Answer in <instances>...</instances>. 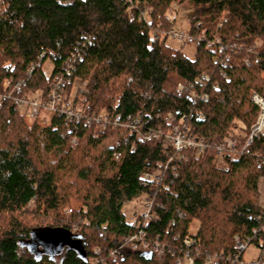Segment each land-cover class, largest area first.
<instances>
[{
    "label": "trees",
    "instance_id": "1",
    "mask_svg": "<svg viewBox=\"0 0 264 264\" xmlns=\"http://www.w3.org/2000/svg\"><path fill=\"white\" fill-rule=\"evenodd\" d=\"M183 3L193 11L181 46L194 43V57L161 33ZM77 49L72 85H86L74 101L87 112L120 113L122 123L100 130L59 115L31 123L12 98L1 100L0 264H176L189 234L198 239L194 264H232L235 237L254 236L264 214V133L239 155L259 112L251 96L264 97V0H0V92L22 80L27 92L47 95ZM192 91L208 98L192 101ZM179 122L212 144L238 145L179 153L164 135L141 138ZM151 170L162 180L144 184ZM142 199L153 200L155 217L128 222L124 204ZM139 230L177 252L149 259L132 250L126 239ZM58 232L81 238L86 256L67 246L48 254L43 240ZM120 244V256L108 257Z\"/></svg>",
    "mask_w": 264,
    "mask_h": 264
},
{
    "label": "built area",
    "instance_id": "2",
    "mask_svg": "<svg viewBox=\"0 0 264 264\" xmlns=\"http://www.w3.org/2000/svg\"><path fill=\"white\" fill-rule=\"evenodd\" d=\"M177 35H175V37H177ZM178 37L182 39L185 38V36L181 35H178ZM216 42H219V40L217 39L215 41H211L208 46H213ZM230 47L235 48V45H230ZM220 48L224 49L223 46H221ZM82 59L83 53L81 50L77 49L72 53L63 68V74H58L53 79L51 83V89L47 95H44L43 91H39L36 93L27 92L25 90L26 83L22 80H19L17 82H14L13 84L9 83L10 87L7 91L5 90V92H0V102L4 98H12L14 103L20 108V110L24 108V110L21 111L24 113L25 117L28 120H38L40 123L47 121V119H42L43 116H45L44 112H46L50 118L46 123H50L54 115H59L65 118L66 122H68L69 124L79 121H84L87 124L98 122L100 125V130L117 128L122 123V116L120 113L110 114L105 112L96 114L87 112L79 101H74V95L72 94L73 85L71 80L72 68L74 67L76 62ZM34 68L35 66H32L31 70H34ZM85 85V82L79 83V86L82 90L85 89ZM184 89L185 85L180 84L179 90L183 91ZM189 98L192 101H196L198 99H207L208 94L192 91L190 92ZM251 98L252 101L258 106L259 112L256 121L250 128L246 143L241 152H239V155L244 152L245 148L248 147L256 138L264 133V97L261 94L255 92L252 94ZM166 119L170 123H173L175 121V117L172 113H169ZM163 135L166 140L173 146V148L179 153H183L184 151L189 149L202 152L209 146V144H207L204 139L195 136V131L191 126L182 122L174 124L171 131L167 134H163V132L160 130L149 131L142 133L141 138L145 141H153L159 139ZM73 143H77L76 138L73 139ZM237 145L238 141L236 139H229L225 143L217 144L216 150L220 154L227 149L234 150ZM116 156L118 157V155ZM162 176V172H159L158 170L147 171L142 175V182L144 184H147V182H149L150 180H154V182L158 183L162 180ZM145 201L146 211L143 214L144 219L152 220L155 217L152 211L153 200L145 199ZM261 206L264 207V204H261ZM259 235H262L263 237L259 238L256 241V237H258ZM126 240L130 244L132 250H136L139 252H151L152 254L158 255H164L167 252H177V250L173 248V246H169L162 241H152L147 239V235L144 230H139L138 233L129 236ZM183 243L188 248L187 250L183 249L182 254L177 256L176 264H194L195 252L199 251V247H197L198 239L196 235H187L184 238ZM235 243L237 252L234 258L229 257L227 259L231 261L232 264H264V214L262 216L261 225L254 230V236L243 241L237 236L235 237ZM252 244L258 246L260 250L259 256L253 260H245L244 254ZM123 247L124 246L122 244L118 245L116 248L112 249L109 252L108 257L117 259L120 256ZM216 258L217 254H209L207 256V261H212ZM97 261H101V259Z\"/></svg>",
    "mask_w": 264,
    "mask_h": 264
},
{
    "label": "rangeland",
    "instance_id": "3",
    "mask_svg": "<svg viewBox=\"0 0 264 264\" xmlns=\"http://www.w3.org/2000/svg\"><path fill=\"white\" fill-rule=\"evenodd\" d=\"M192 7L190 4L188 3H183L181 5H177L175 7H173L170 12L168 13V15L171 17L172 20H174L175 22L170 23V29L168 30H161L162 34H168L170 33V37L169 40L167 41L169 45L175 47V48H181L190 56V57H194L195 52H196V45L194 43H189L186 44L184 46L182 45V38H179L178 35L181 36H185V38H188V32L190 29V16L192 14ZM175 17V18H174ZM174 18V19H173ZM173 28V29H172ZM178 35H177V34ZM175 35H177V37H175ZM54 63L51 59L46 60V62L44 63V72L46 73V75H50L53 69ZM262 76L264 77V73H262ZM79 85L78 82H76L72 88V94L74 93V91L76 90L77 86ZM34 96V95H32ZM21 110H24V108H22ZM45 116H43V120L47 119L46 122H48V120L50 119L49 116L47 115L46 112H44ZM31 123H33V121L35 120H29ZM256 121V120H255ZM254 121V122H255ZM39 122V121H38ZM43 122L41 123L42 125H47L49 123ZM40 123V122H39ZM253 125V124H252ZM251 125V126H252ZM251 128V127H250ZM249 134V132H248ZM232 136V135H231ZM248 137V135H247ZM229 139H234V138H229ZM228 139V140H229ZM227 140V141H228ZM207 144H209V149L210 148H215L217 147V144H212L206 140H204ZM226 141V142H227ZM225 143V142H223ZM222 144V143H220ZM219 164H222L224 162L223 158L218 157V161ZM259 194H260V200H259V204L261 206V204H264V178L261 177L260 181H259ZM146 201L145 199H142L141 201H127L124 206H123V211L126 215V219L128 222L133 223L137 217V215H143L146 211V207H145ZM29 210H31L32 208H34V203L31 202L28 207ZM196 227V223L194 225ZM259 248L258 246L252 244L249 246V248L247 249V251L244 254V258L245 260H253L256 259L259 256Z\"/></svg>",
    "mask_w": 264,
    "mask_h": 264
},
{
    "label": "water",
    "instance_id": "4",
    "mask_svg": "<svg viewBox=\"0 0 264 264\" xmlns=\"http://www.w3.org/2000/svg\"><path fill=\"white\" fill-rule=\"evenodd\" d=\"M43 246L44 250L48 254H57L67 246L68 248L77 251L80 256H86V250L82 243V239L79 237L71 236L67 232H58L57 234H53L50 237H47L43 240ZM144 254L148 256L149 259L153 257V254L151 252H145Z\"/></svg>",
    "mask_w": 264,
    "mask_h": 264
}]
</instances>
